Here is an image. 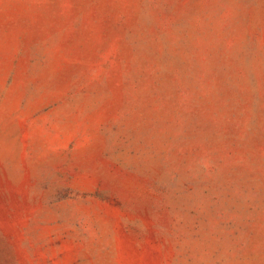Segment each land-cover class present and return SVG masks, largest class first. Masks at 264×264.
Returning a JSON list of instances; mask_svg holds the SVG:
<instances>
[{
	"label": "rangeland",
	"instance_id": "rangeland-1",
	"mask_svg": "<svg viewBox=\"0 0 264 264\" xmlns=\"http://www.w3.org/2000/svg\"><path fill=\"white\" fill-rule=\"evenodd\" d=\"M0 264H264V0H0Z\"/></svg>",
	"mask_w": 264,
	"mask_h": 264
}]
</instances>
